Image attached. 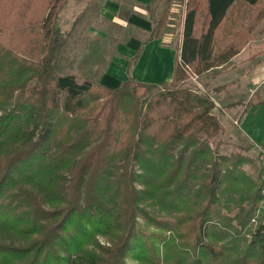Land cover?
I'll return each mask as SVG.
<instances>
[{
	"label": "trees",
	"instance_id": "obj_1",
	"mask_svg": "<svg viewBox=\"0 0 264 264\" xmlns=\"http://www.w3.org/2000/svg\"><path fill=\"white\" fill-rule=\"evenodd\" d=\"M66 2L0 0V264H264L262 165L222 153L216 103L182 85L250 43L264 0H188L172 80L117 88L58 72Z\"/></svg>",
	"mask_w": 264,
	"mask_h": 264
},
{
	"label": "rangeland",
	"instance_id": "obj_2",
	"mask_svg": "<svg viewBox=\"0 0 264 264\" xmlns=\"http://www.w3.org/2000/svg\"><path fill=\"white\" fill-rule=\"evenodd\" d=\"M187 2L188 0H154L150 8H146L133 0H67L58 21L63 36V45L56 56L58 72L75 74L79 83H99L113 58L124 55L120 53L121 44L132 37L141 41L148 39L145 30L133 25L131 20L136 18L144 21L153 30L166 8L169 13L163 37L169 42L164 44L179 48ZM255 37L263 41L258 46L257 54H262L264 68V29L258 30ZM229 62L202 75L189 69L182 85L207 94L216 103L214 112L224 126L223 134L218 137L221 152H243L258 158L261 164L264 147L253 144L242 131L240 122L248 104L264 102V83L259 88V84L245 86L243 77L251 69L242 67L237 61L234 64ZM254 117L259 120L251 127V134L264 141V111ZM177 150L175 148L174 152Z\"/></svg>",
	"mask_w": 264,
	"mask_h": 264
},
{
	"label": "crops",
	"instance_id": "obj_3",
	"mask_svg": "<svg viewBox=\"0 0 264 264\" xmlns=\"http://www.w3.org/2000/svg\"><path fill=\"white\" fill-rule=\"evenodd\" d=\"M133 1L141 5H145L147 8V6L153 0ZM131 22L139 29H144V33H146L149 38L150 34L153 31L150 25H147L144 21L136 18H133ZM263 29L264 23H262L254 32L253 39L250 41V43L235 58H233L232 61H230L233 62V64L235 63V61H237L242 67H246L249 70L251 69L243 77L242 82L245 86L252 83L254 85L259 84V88L264 83L262 54H257V52L259 51L258 46H260L263 41L257 40L255 37L258 33V30ZM146 40L147 39L141 41L138 38L132 37L125 44H121L120 53L124 55L122 57L117 56L113 58L111 64L109 65L107 73L98 84H102L111 88H117L125 80H127L130 75L134 76L138 81L146 83L161 84L165 81H171L174 75L175 61L177 59L181 42L179 48H177L172 44L165 45L164 43L167 42L168 39L163 36L161 38L149 40L148 42ZM144 42L146 43L144 44L143 52L140 55L137 63L129 73L128 67L130 59L135 56ZM262 111H264V102L253 103V106L248 107L245 111L244 117L240 122V127L246 134V136L253 142V144L264 147V141L262 139L256 138L255 135L251 134V127L256 124V121L259 120H255L254 116H259V112ZM249 134L252 136H250Z\"/></svg>",
	"mask_w": 264,
	"mask_h": 264
},
{
	"label": "built area",
	"instance_id": "obj_4",
	"mask_svg": "<svg viewBox=\"0 0 264 264\" xmlns=\"http://www.w3.org/2000/svg\"><path fill=\"white\" fill-rule=\"evenodd\" d=\"M261 165H262V171H263V181H264V155L262 156V161H261ZM263 194H264V183H263V188H262ZM264 216V200L261 202V204L259 205L255 217L252 219V222L256 223L257 220H259L261 217Z\"/></svg>",
	"mask_w": 264,
	"mask_h": 264
}]
</instances>
